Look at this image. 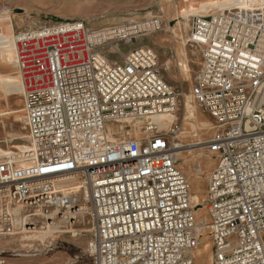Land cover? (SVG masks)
Here are the masks:
<instances>
[{"label": "built area", "instance_id": "obj_1", "mask_svg": "<svg viewBox=\"0 0 264 264\" xmlns=\"http://www.w3.org/2000/svg\"><path fill=\"white\" fill-rule=\"evenodd\" d=\"M161 26L157 17L102 29L63 19L17 33L33 158L26 166L0 161V234L24 227V209L78 207L76 186L65 181L79 177L93 264H196L204 230L212 264H264V8L193 17L201 66L191 96L215 130L205 220L177 165L184 94L164 79L153 48L120 52V60L102 50ZM163 114L176 119L161 127L154 117ZM112 123L114 137L129 125L140 135L113 140Z\"/></svg>", "mask_w": 264, "mask_h": 264}, {"label": "rangeland", "instance_id": "obj_2", "mask_svg": "<svg viewBox=\"0 0 264 264\" xmlns=\"http://www.w3.org/2000/svg\"><path fill=\"white\" fill-rule=\"evenodd\" d=\"M259 1L0 0V31L6 32L12 29V37L14 38L23 29L63 19H82L96 29L126 25L134 21L142 22L152 17L161 19V29L141 34L131 40H115L109 45L106 44L102 50L110 60H120L121 53L125 55L130 50L140 46H149L155 50L159 62L163 66L164 79L184 94L179 114L181 117L180 122L183 124L182 146L179 149L182 153L177 155V165L190 181L193 196L194 185L189 163L198 157L212 160L210 170H206L203 175L195 176L203 178L202 185L205 188V197L208 176L215 166V158L209 155L207 142L201 145L197 144L199 141V136L196 135L199 132L197 122L193 121V125L189 124L188 129L184 125L186 123V120L184 121L186 115L185 103L190 101L202 110L203 116L199 120V125L211 124L210 129L200 134L202 140H209L215 131L214 123L208 113L199 108L197 102L190 98L195 77L201 66L200 49L197 44L190 40L193 17L206 14L211 10H235L240 6L264 8V2L260 5H254ZM187 15L190 16L188 22L185 17ZM185 22L188 23L187 30L184 26ZM183 42L195 47L196 54L192 57L189 56V58L182 57L181 47L184 45ZM3 54L0 51V75L12 74L18 76L19 70L15 62V49L6 59V55ZM0 110L3 114L2 117L0 116V150L2 152L13 151V157H15L21 153V146L32 148L25 116L23 93L3 89L0 86ZM111 126L118 129L119 124L112 123ZM134 129L135 127L131 125L124 127L123 131L118 132L115 137H122V134L123 138L119 140L131 136L139 137L140 132L135 133ZM1 160H5V158L2 157ZM13 162L17 166L24 164L23 162L19 163L18 158L14 159ZM201 204L205 205V215L207 216L205 200L198 205ZM86 207L87 211L85 213L60 210L54 217L52 215L53 209L49 212L46 211V214H41L35 210L31 211L30 208L24 209L23 212L27 215L24 227L13 234H0V264H93L87 249V239L91 229L90 204L87 203ZM19 209L21 210L20 207ZM63 215L65 216L62 217ZM203 218L197 216L198 220ZM49 222L55 223L54 225L59 226L65 232L46 237ZM206 236L210 242V262L212 264V244L209 236ZM203 245L202 243L200 249ZM196 264H198V256H196Z\"/></svg>", "mask_w": 264, "mask_h": 264}, {"label": "bare ground", "instance_id": "obj_3", "mask_svg": "<svg viewBox=\"0 0 264 264\" xmlns=\"http://www.w3.org/2000/svg\"><path fill=\"white\" fill-rule=\"evenodd\" d=\"M215 1H221V0H215ZM185 17H186V20L188 22L189 19H190L189 18L190 16L187 15ZM184 26H185V29L187 30L188 23L185 22ZM11 30L6 31V32L0 31V51H2L6 55L5 56V59H6V57L8 58L10 56V54L12 53V51L15 49V62H16V41H15V37L14 38L12 37V31ZM183 43H184V45L181 47L182 57L189 58V56L192 57V55L196 54L195 47L189 46L188 43L187 44L185 42H183ZM12 56H13V54H12ZM0 86L3 89L5 88V89H8L10 91H18V92L23 93V85H22L20 74L18 76H15V75H12V74L5 75V76H3V75L1 76L0 75ZM190 98L192 100V96H190ZM185 110H186V115L184 116V121L186 120V123L184 124L185 128L188 129L189 128V124L193 125V123H194L193 121L197 122V125H198L197 129L199 131L198 133H196V135L199 136V138H198L199 141L197 142V144L201 145V144L206 143L208 140L203 141L202 140V136H200V134H203L208 129H210V125L211 124L209 123L208 125H204V126L199 125L200 124L199 120L203 116L202 115V110L198 109V107L196 105L190 103V101H187L185 103ZM0 116L1 117L3 116L2 110H0ZM175 119H176L175 115H171V114H163V115H159V116H155L154 117V120L161 127H168ZM194 126H195V124H194ZM115 130H117L116 127L114 128L113 126H111V124L108 125V133H109L110 137L113 140H119L120 138H123V134L121 135L122 137H119V138L114 137L113 136V131H115ZM134 130H135V133H139L138 128H135ZM125 131L128 132L130 130H125ZM20 150H22L21 153H19L18 156H15V157H13V151L2 152L0 150V158L4 157L5 159H7L9 161H12V162H13L14 159L18 158L19 163H22V162L24 163L21 166H26V165L30 164L32 162L31 160L33 158L32 148L31 147L29 148V147L21 146ZM180 153H182V152L178 151L177 155H179ZM14 154H16V153H14ZM209 155L212 156V154H210V153H209ZM211 165H212V160H208L207 158H202V157H198V158H196L195 160H193V161H191L189 163V169H190V173L192 175L193 185H194V188H193L194 196L191 193L192 200L194 201V203H195V205L197 207L196 208V215L199 218L204 217L203 218L204 220L208 219V216L205 215L206 214L205 205L204 204L198 205L199 203H202L206 199V196L204 197L205 188L202 185L203 178L195 177V176L203 175L204 172H206V170H210L209 168H210ZM213 165H214V163H213ZM65 182L69 186H76V187H73V188H75L76 190L75 189L74 190L78 191V193H79L78 207H76L75 209H72V213H76V212H80V211L82 213H85L87 211V207H86L87 201H86V198L84 197V195L81 194V190H79V177L72 178V179H67ZM38 212L40 213V211H38ZM57 212H58L57 210H54V212L52 213L53 217L57 214ZM66 212H70V210H67ZM66 212H65V214H66ZM202 212L204 213L203 216H202ZM64 216L65 215H63L62 217H64ZM54 224H53V222H49V229L46 230V237L50 236V235L53 236V235H55L57 233H64L65 232L59 226H56ZM74 234H75V232H74ZM206 235H207L206 231L204 230L202 239L200 241L199 248L197 249V252H196V256H198V264H211V262H210V256H211V254H210V242L208 241V238H207ZM54 240H55V237H54ZM50 241H51V239H50ZM202 243L204 245L200 249Z\"/></svg>", "mask_w": 264, "mask_h": 264}, {"label": "crops", "instance_id": "obj_4", "mask_svg": "<svg viewBox=\"0 0 264 264\" xmlns=\"http://www.w3.org/2000/svg\"><path fill=\"white\" fill-rule=\"evenodd\" d=\"M162 1V0H161ZM264 2V0H260L257 4H254V5H260V4H262ZM4 10H8V11H10L9 9H4Z\"/></svg>", "mask_w": 264, "mask_h": 264}]
</instances>
